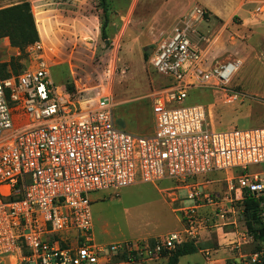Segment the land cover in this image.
Wrapping results in <instances>:
<instances>
[{
  "label": "built area",
  "instance_id": "built-area-1",
  "mask_svg": "<svg viewBox=\"0 0 264 264\" xmlns=\"http://www.w3.org/2000/svg\"><path fill=\"white\" fill-rule=\"evenodd\" d=\"M28 48L33 66L0 75V264H147L197 237L198 202L208 199L197 177L264 163V128L217 131L202 105L181 106L191 90L223 88L241 64L208 67L185 29L174 28L149 59L167 82L150 95L154 129L143 137L115 126L108 95L81 106L58 91L38 42ZM165 180L193 204L179 209L183 232L94 242L90 195ZM236 181L228 185L239 198L264 195V176ZM74 230L79 234L68 237ZM234 264H262L261 256Z\"/></svg>",
  "mask_w": 264,
  "mask_h": 264
},
{
  "label": "rangeland",
  "instance_id": "rangeland-1",
  "mask_svg": "<svg viewBox=\"0 0 264 264\" xmlns=\"http://www.w3.org/2000/svg\"><path fill=\"white\" fill-rule=\"evenodd\" d=\"M106 1L104 31L99 0H0V10L29 3L39 36V54L49 65L55 88L66 91L81 106L108 95L119 130L142 137L153 133L150 95L165 85L167 78L156 73L149 59L174 28L185 29L191 42L203 52L208 67L241 61L223 88L191 90L181 106L202 105L207 111L208 126L217 131L264 128V33L256 31L258 34L251 38L249 32L254 24L251 21L258 22L264 15V0L247 7L256 13L254 16L249 18L247 13V20L242 21V16H236L228 25L201 6L207 1L221 13L228 12L233 2L226 4L224 0ZM35 61L36 53L28 47L21 51L10 46L7 39L0 40V70L8 75L22 73ZM233 94L237 99L230 101ZM254 174L264 176V163L246 170L233 168L197 177L193 183L208 199L198 202L197 237L183 244L192 243L198 249L203 238L214 237L216 226L233 229L244 233L242 243L250 242L246 249L249 254L241 260L258 253L263 264L264 243L249 239L251 235L245 228L240 207L243 194L239 198L228 185L231 180L237 187L238 177ZM179 187L165 180L90 195L94 242L104 245L183 232L179 209L193 204L187 199V191ZM260 215H264V204ZM77 234L74 230L67 236L73 238ZM175 249L160 257H169ZM197 252L180 259L179 264H204ZM118 261L111 264H119ZM166 262L163 258L156 261ZM4 264L15 263L8 259Z\"/></svg>",
  "mask_w": 264,
  "mask_h": 264
},
{
  "label": "trees",
  "instance_id": "trees-1",
  "mask_svg": "<svg viewBox=\"0 0 264 264\" xmlns=\"http://www.w3.org/2000/svg\"><path fill=\"white\" fill-rule=\"evenodd\" d=\"M102 12V31L107 23V1L99 0ZM7 39L10 46L24 51L39 41L29 3L25 2L10 8L0 10V40ZM2 77H8L3 69L0 70ZM241 213L245 218L246 231L256 243H264V215L261 216V205L264 204V195L255 196L244 192L241 200ZM197 247L192 243L178 245L168 257L166 264H177L179 257L194 253ZM264 264V262H263Z\"/></svg>",
  "mask_w": 264,
  "mask_h": 264
},
{
  "label": "crops",
  "instance_id": "crops-1",
  "mask_svg": "<svg viewBox=\"0 0 264 264\" xmlns=\"http://www.w3.org/2000/svg\"><path fill=\"white\" fill-rule=\"evenodd\" d=\"M224 2H226V4L233 2L228 12L223 11L221 13L218 9H215L214 6L207 1H205L201 6L208 9L210 15H214L218 18H221L225 25L230 24L232 22V19L236 16H242V21L247 20V13L249 14V18L256 14L254 13V11L248 10L247 7L250 5V3L257 2V0H224ZM258 19V22L254 20L251 21L254 23L249 29V32H251V38L255 35V33L258 34L256 31H261L264 33V15L262 14ZM252 28H254V31H252ZM261 53L264 54V52ZM243 235L244 233L239 232L237 230L232 229L227 231L220 226H216V229L214 231V237L211 238V240H207L206 238L202 239L201 237L202 246L201 248L197 249V253H200L203 257L204 264L239 263L242 261V258H247L249 254L246 249L247 245H249L250 242L246 241L242 243L241 239H245L244 237H242ZM186 256L187 255L179 257L177 264L180 263V259L186 258ZM161 258L168 261V256H158L152 259L151 261L147 262V264H157L156 261L161 260ZM186 261V263L189 262L188 260Z\"/></svg>",
  "mask_w": 264,
  "mask_h": 264
},
{
  "label": "bare ground",
  "instance_id": "bare-ground-1",
  "mask_svg": "<svg viewBox=\"0 0 264 264\" xmlns=\"http://www.w3.org/2000/svg\"><path fill=\"white\" fill-rule=\"evenodd\" d=\"M228 71V70H227Z\"/></svg>",
  "mask_w": 264,
  "mask_h": 264
}]
</instances>
